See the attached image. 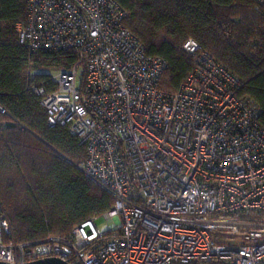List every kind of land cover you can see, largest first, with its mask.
<instances>
[{"label": "built area", "instance_id": "built-area-1", "mask_svg": "<svg viewBox=\"0 0 264 264\" xmlns=\"http://www.w3.org/2000/svg\"><path fill=\"white\" fill-rule=\"evenodd\" d=\"M25 4L18 41L75 57L50 75L54 89L31 71L26 88L47 126H65L84 147L78 168L113 197L103 214L112 222L100 231L90 217L66 235L16 243L0 211V260L264 264V124L255 101L238 95L240 80L187 38L193 69L177 89L160 88L168 63L145 52L115 0Z\"/></svg>", "mask_w": 264, "mask_h": 264}, {"label": "trees", "instance_id": "trees-1", "mask_svg": "<svg viewBox=\"0 0 264 264\" xmlns=\"http://www.w3.org/2000/svg\"><path fill=\"white\" fill-rule=\"evenodd\" d=\"M115 1L145 52L168 63L160 88L177 89L193 69L194 58L182 49L193 38L240 80L238 95L255 101L264 124V15L254 0ZM25 17V0H0V211L16 243L66 235L113 205L78 168L84 147L65 126H47L41 98L26 88L31 71L35 84L54 89L50 74L35 70L67 69L75 57L70 50L30 52L15 29Z\"/></svg>", "mask_w": 264, "mask_h": 264}, {"label": "rangeland", "instance_id": "rangeland-1", "mask_svg": "<svg viewBox=\"0 0 264 264\" xmlns=\"http://www.w3.org/2000/svg\"><path fill=\"white\" fill-rule=\"evenodd\" d=\"M258 12V11H257ZM260 13V12H258ZM262 15H264V13H260ZM60 68H52V67H44V68H40L35 70L36 72H43V73H48L50 75L57 73V71H59ZM111 222L112 220L110 218H107L103 215L98 216L95 219V224L97 225L98 229L100 231H106L109 229V227L111 226ZM224 242H231V239L228 237V235H225L224 238L221 239Z\"/></svg>", "mask_w": 264, "mask_h": 264}, {"label": "water", "instance_id": "water-1", "mask_svg": "<svg viewBox=\"0 0 264 264\" xmlns=\"http://www.w3.org/2000/svg\"><path fill=\"white\" fill-rule=\"evenodd\" d=\"M0 264H18V263H9L0 260ZM23 264H70V263L58 257H45V258H40L33 261L25 262Z\"/></svg>", "mask_w": 264, "mask_h": 264}]
</instances>
